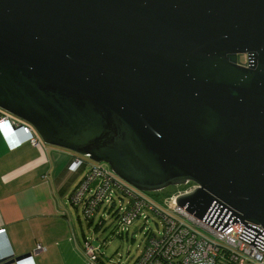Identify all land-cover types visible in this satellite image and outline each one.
Segmentation results:
<instances>
[{"label":"water","instance_id":"95a60500","mask_svg":"<svg viewBox=\"0 0 264 264\" xmlns=\"http://www.w3.org/2000/svg\"><path fill=\"white\" fill-rule=\"evenodd\" d=\"M0 114L141 193L193 183L175 205L199 221L264 229V0H0Z\"/></svg>","mask_w":264,"mask_h":264},{"label":"crops","instance_id":"0c3cea01","mask_svg":"<svg viewBox=\"0 0 264 264\" xmlns=\"http://www.w3.org/2000/svg\"><path fill=\"white\" fill-rule=\"evenodd\" d=\"M18 135L17 145L12 131L0 127V263L31 254L11 264H91L85 249L90 243L68 207L87 161ZM38 246L42 251L32 254ZM93 250L94 264H127Z\"/></svg>","mask_w":264,"mask_h":264},{"label":"built area","instance_id":"2783aa9c","mask_svg":"<svg viewBox=\"0 0 264 264\" xmlns=\"http://www.w3.org/2000/svg\"><path fill=\"white\" fill-rule=\"evenodd\" d=\"M15 126L33 145L39 139L26 126L14 124L0 117V127ZM18 145V142H17ZM87 161L86 158H84ZM80 160L77 159L76 162ZM87 171L79 185L70 194L71 206L81 208L85 219L92 221L101 206L112 198V192L128 199V205L119 214V226H131L147 214L162 220V235L147 238L142 254L134 264H264V229L258 225L233 222L234 212L216 207L211 218L199 221L175 205L179 195L193 191L196 186L187 182L161 203L141 193L115 177L104 164L85 162ZM227 224V225H225ZM89 262L96 260L93 247L85 245ZM42 251L41 247L32 253Z\"/></svg>","mask_w":264,"mask_h":264},{"label":"rangeland","instance_id":"374dc122","mask_svg":"<svg viewBox=\"0 0 264 264\" xmlns=\"http://www.w3.org/2000/svg\"><path fill=\"white\" fill-rule=\"evenodd\" d=\"M238 63L245 65L246 56H239ZM180 188L182 189V187H177L176 190H181ZM174 191L175 189L167 188L152 195L157 197V200L154 199L156 202L161 203L164 197ZM127 205L128 199L125 196L112 192V198L101 206L92 223H88V220L84 218L81 208H75L70 204L68 207L75 224L82 228L86 241L95 249L96 254L97 249L100 248L99 252L107 257L129 264L142 254L147 238L154 236L159 239L161 237L163 225L160 218L147 214V217L137 219L129 227L119 226L117 216ZM127 230L128 232H125ZM131 234L134 235L130 236Z\"/></svg>","mask_w":264,"mask_h":264},{"label":"trees","instance_id":"16d2710c","mask_svg":"<svg viewBox=\"0 0 264 264\" xmlns=\"http://www.w3.org/2000/svg\"><path fill=\"white\" fill-rule=\"evenodd\" d=\"M82 159H84V158H82ZM85 160V159H84ZM78 165H80L81 164V161H79L78 163H77ZM169 188H171V189H175V191L173 192V193H175L177 190H176V188L177 187H169ZM181 189V188H180ZM163 191V190H162ZM159 192H161V191H159ZM173 193H171L170 195H167L166 197H169V196H171ZM152 194H154V193H150V194H148L151 198H153V199H155V200H157V197L156 196H153ZM165 198V197H164ZM136 261V260H135ZM134 261V262H135ZM134 262H133V264H134ZM0 264H3V263H0Z\"/></svg>","mask_w":264,"mask_h":264},{"label":"clouds","instance_id":"9594fccd","mask_svg":"<svg viewBox=\"0 0 264 264\" xmlns=\"http://www.w3.org/2000/svg\"><path fill=\"white\" fill-rule=\"evenodd\" d=\"M12 126L13 125H10V130L12 131V133H13V135L17 138V142L19 143L20 142V139L21 138H19V131H17L16 129H13L12 128ZM27 127V126H26ZM28 128V127H27ZM21 132V131H20ZM22 133V132H21ZM22 135H23V133H22ZM24 136V135H23Z\"/></svg>","mask_w":264,"mask_h":264}]
</instances>
